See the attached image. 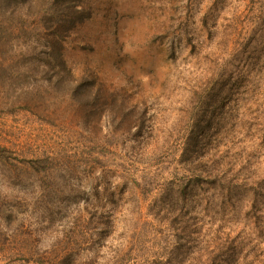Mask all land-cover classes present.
<instances>
[{"label": "rangeland", "instance_id": "1", "mask_svg": "<svg viewBox=\"0 0 264 264\" xmlns=\"http://www.w3.org/2000/svg\"><path fill=\"white\" fill-rule=\"evenodd\" d=\"M263 107L264 0H0V264H153L193 222L264 264V197L211 208L180 162L200 128L264 166Z\"/></svg>", "mask_w": 264, "mask_h": 264}, {"label": "trees", "instance_id": "2", "mask_svg": "<svg viewBox=\"0 0 264 264\" xmlns=\"http://www.w3.org/2000/svg\"><path fill=\"white\" fill-rule=\"evenodd\" d=\"M222 52L221 50H210L208 58L213 65L217 63ZM218 67L220 69L213 72L211 66L208 68L206 66L202 74L215 77L212 84L220 83L225 78L226 81L222 84H225L228 90H231L234 86H243V74H240L234 68L230 69L226 63H221ZM216 88L218 87L214 85L206 88L205 97L220 96L223 90L220 89L221 92H217ZM231 94L234 93H229L228 97ZM258 113L261 114H257L255 117L263 120L264 107ZM242 117L243 114L240 118L238 117L239 121ZM204 131L205 129L198 128L197 130H191L192 133L188 132L186 144L182 148L183 153L180 162L187 171L194 174L193 179H201L197 185L206 182L213 187L212 189L215 191L211 196H207V202L211 205V208L222 211L234 201H239L238 198L241 199L244 196H252L253 200H250L249 203L251 202V208H256L257 202L260 201L258 199L264 197V166L259 161L258 164L249 163L247 158H242L240 155L237 160L236 155L229 153L232 148L226 150L229 156L226 155L225 159H218L219 156L215 158V153L208 156L209 147L206 146L207 142L204 141ZM194 135L195 138L192 142ZM245 214L247 216L249 212L246 211ZM193 225L195 229L189 231L183 229L182 231L188 244L179 239L166 259L155 260L153 264H186L187 261L188 264H261L262 261L257 256L250 258L251 255L257 254L255 248L250 250L248 254H243V241H236V238L231 236L230 233L224 237L221 230H219L206 235L200 232L197 222H193Z\"/></svg>", "mask_w": 264, "mask_h": 264}]
</instances>
